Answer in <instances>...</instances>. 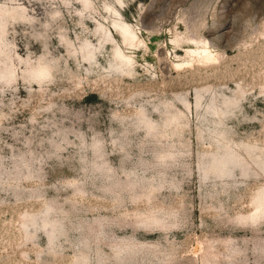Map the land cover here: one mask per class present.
Here are the masks:
<instances>
[{
	"label": "rangeland",
	"instance_id": "obj_1",
	"mask_svg": "<svg viewBox=\"0 0 264 264\" xmlns=\"http://www.w3.org/2000/svg\"><path fill=\"white\" fill-rule=\"evenodd\" d=\"M0 264H264V0H0Z\"/></svg>",
	"mask_w": 264,
	"mask_h": 264
},
{
	"label": "bare ground",
	"instance_id": "obj_2",
	"mask_svg": "<svg viewBox=\"0 0 264 264\" xmlns=\"http://www.w3.org/2000/svg\"><path fill=\"white\" fill-rule=\"evenodd\" d=\"M228 167V166H227ZM222 174V173H221ZM224 174V173H223Z\"/></svg>",
	"mask_w": 264,
	"mask_h": 264
}]
</instances>
